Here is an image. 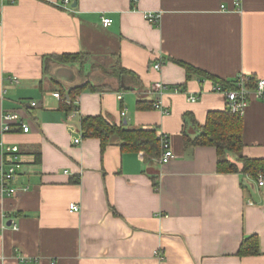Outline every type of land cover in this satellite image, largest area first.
<instances>
[{
  "label": "crops",
  "instance_id": "0c3cea01",
  "mask_svg": "<svg viewBox=\"0 0 264 264\" xmlns=\"http://www.w3.org/2000/svg\"><path fill=\"white\" fill-rule=\"evenodd\" d=\"M73 1L64 10L59 0H0V166L21 163L17 192L0 194V264H264V185L218 171L213 146L186 144L184 133L194 137L226 102L211 91L219 82L187 77L180 63L220 80L264 76V0ZM65 53L86 59H46ZM120 68L140 86L110 74ZM155 82L167 88L158 94ZM81 85L65 111L52 93ZM11 110L27 132H1ZM100 114L166 134L174 157L145 161L115 136L102 149L81 129ZM242 118L243 155L264 159V103L251 98ZM250 235L258 253L239 256Z\"/></svg>",
  "mask_w": 264,
  "mask_h": 264
},
{
  "label": "trees",
  "instance_id": "16d2710c",
  "mask_svg": "<svg viewBox=\"0 0 264 264\" xmlns=\"http://www.w3.org/2000/svg\"><path fill=\"white\" fill-rule=\"evenodd\" d=\"M56 59L59 61H82L84 58L81 53H65L51 55L46 59ZM186 69L187 77L193 73H204L208 78L221 83L226 87H232V80H220L202 72L184 62H180ZM118 79H123L126 84L139 87L135 81L134 74L124 68L116 69L110 73ZM86 85H81L70 89L66 94L61 93V106L65 111L74 109L73 102L75 96L79 94ZM140 106V105H139ZM141 107V106H140ZM197 133L194 137H189L186 133V144L199 146H213L218 156L217 169L220 172H242L256 177L259 172L264 173V159L249 158L242 153L243 142V118L226 107L220 111H210L207 114L204 125H194ZM81 129L84 137L93 136L99 138L101 148L104 149L111 141L113 136L117 137L120 146L127 151H142L145 161L157 159L161 152L159 136L154 128H128L123 124L110 122L103 115L83 116L81 118ZM235 155V160L229 158ZM258 240L255 235L245 237L241 242L237 254L239 256L255 255L258 253Z\"/></svg>",
  "mask_w": 264,
  "mask_h": 264
},
{
  "label": "built area",
  "instance_id": "2783aa9c",
  "mask_svg": "<svg viewBox=\"0 0 264 264\" xmlns=\"http://www.w3.org/2000/svg\"><path fill=\"white\" fill-rule=\"evenodd\" d=\"M237 3V1H236ZM71 0H59L58 5L64 10H71ZM160 14L157 12H148L144 14L145 19L150 23L158 22ZM110 24V18H102V25L104 27ZM160 63H155L154 68H159ZM233 86L226 87L220 83L214 84L211 87L212 92L221 93L224 96L226 107L234 113H237L242 116L245 107L248 104V101L251 98H256L259 101L264 103V76L253 77L252 75L246 73H238L233 79ZM153 88L161 94L163 90L167 88V85L162 82H155ZM56 98H62L59 92L52 93ZM120 97V95L118 96ZM197 96L192 95L190 97L191 101H195ZM31 106L35 105L34 101L30 102ZM153 107L155 109L163 110L162 104L159 100L153 102ZM163 111L166 112L164 109ZM124 114V111L121 112ZM19 127L22 132H27L29 126L25 123L23 116L20 112L16 110L4 111L1 116V132L7 133L11 132L14 128ZM160 145L162 152L157 158V161L160 164L168 162L174 157V153L170 146L169 138L166 134H159ZM74 142L78 143L79 138H74ZM2 151L5 153L16 154L18 152V146L16 144H2ZM21 170V163L18 161L11 162L7 167L0 166V194L1 195H12L17 192V188L11 184L16 180L19 171ZM257 183L259 186L264 185V173L259 172L256 176ZM27 187H24L26 189ZM70 212H77L79 206L75 203H70L69 206ZM13 228L16 229L17 226L13 224ZM160 259H164V256L156 253ZM21 261H25L24 258H21Z\"/></svg>",
  "mask_w": 264,
  "mask_h": 264
},
{
  "label": "rangeland",
  "instance_id": "374dc122",
  "mask_svg": "<svg viewBox=\"0 0 264 264\" xmlns=\"http://www.w3.org/2000/svg\"><path fill=\"white\" fill-rule=\"evenodd\" d=\"M229 158L235 160V155H230Z\"/></svg>",
  "mask_w": 264,
  "mask_h": 264
},
{
  "label": "water",
  "instance_id": "95a60500",
  "mask_svg": "<svg viewBox=\"0 0 264 264\" xmlns=\"http://www.w3.org/2000/svg\"><path fill=\"white\" fill-rule=\"evenodd\" d=\"M75 5H76V0H74V1H73V4H72V6H75Z\"/></svg>",
  "mask_w": 264,
  "mask_h": 264
}]
</instances>
